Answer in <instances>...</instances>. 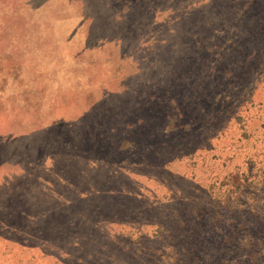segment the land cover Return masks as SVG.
<instances>
[{
    "label": "rangeland",
    "instance_id": "obj_1",
    "mask_svg": "<svg viewBox=\"0 0 264 264\" xmlns=\"http://www.w3.org/2000/svg\"><path fill=\"white\" fill-rule=\"evenodd\" d=\"M260 142L264 0H0V264H153L135 217Z\"/></svg>",
    "mask_w": 264,
    "mask_h": 264
},
{
    "label": "trees",
    "instance_id": "obj_2",
    "mask_svg": "<svg viewBox=\"0 0 264 264\" xmlns=\"http://www.w3.org/2000/svg\"><path fill=\"white\" fill-rule=\"evenodd\" d=\"M238 142L247 146L248 139ZM251 149L257 150L241 158L231 144L223 158L225 173L211 172L207 188L176 193L171 202L156 200L153 217L136 216L137 222L148 218L150 223L144 226L148 231L138 227L129 247L154 256L153 264H264V144L254 143Z\"/></svg>",
    "mask_w": 264,
    "mask_h": 264
}]
</instances>
